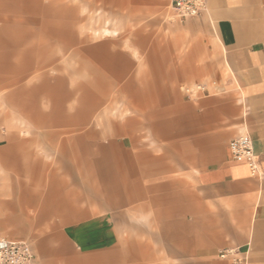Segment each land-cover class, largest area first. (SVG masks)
<instances>
[{
    "label": "crops",
    "instance_id": "0c3cea01",
    "mask_svg": "<svg viewBox=\"0 0 264 264\" xmlns=\"http://www.w3.org/2000/svg\"><path fill=\"white\" fill-rule=\"evenodd\" d=\"M141 3L124 15L155 31L110 30L108 48L92 49L94 71L110 75L93 87L115 91L109 116L95 103L76 115V134L106 137L91 179L56 193L47 164L21 160L0 133V168H34V183L50 184L19 182L10 197L0 182V234L5 209L14 225L0 238L28 243L35 264H229L226 249L264 264V0H206L181 24L167 21V0ZM243 135L255 173L230 150Z\"/></svg>",
    "mask_w": 264,
    "mask_h": 264
},
{
    "label": "rangeland",
    "instance_id": "374dc122",
    "mask_svg": "<svg viewBox=\"0 0 264 264\" xmlns=\"http://www.w3.org/2000/svg\"><path fill=\"white\" fill-rule=\"evenodd\" d=\"M124 1L0 0V82L4 80V88L0 89V133L6 147H15L21 160L47 164L41 169L42 176L51 178L56 193L62 181L72 192L79 177L91 179L93 143L106 138L76 134L78 110L87 117L89 106L95 103L101 112L106 110L100 112L102 115L109 116V103L114 99V88L93 87L99 80L108 82L110 75L94 71L92 49L110 42L103 34L110 30L156 29L150 19L148 23L136 22L124 15L132 10L133 16H139L141 0ZM154 7L150 14L153 17L160 6ZM166 19L181 24L170 7ZM99 31L102 34L98 38L94 33ZM99 110L95 116L101 115ZM92 123L86 120L85 129ZM20 170L0 168L6 196L13 197L19 182L24 186L33 182L38 193L50 186L39 178L34 183L29 173L34 168ZM38 209L27 210L34 214ZM4 214L5 231L0 237L11 238L12 210L5 209ZM51 232L57 236L56 231Z\"/></svg>",
    "mask_w": 264,
    "mask_h": 264
},
{
    "label": "built area",
    "instance_id": "2783aa9c",
    "mask_svg": "<svg viewBox=\"0 0 264 264\" xmlns=\"http://www.w3.org/2000/svg\"><path fill=\"white\" fill-rule=\"evenodd\" d=\"M171 6L174 19L183 23L197 17L206 7V0H167ZM233 159L246 162L256 172L254 162V145L249 135L240 136L230 143ZM229 264H246V257L238 249H226L220 253ZM0 264H35L32 247L24 242L0 238Z\"/></svg>",
    "mask_w": 264,
    "mask_h": 264
}]
</instances>
